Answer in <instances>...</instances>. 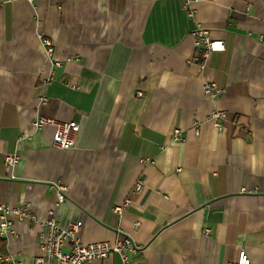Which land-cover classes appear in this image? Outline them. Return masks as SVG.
Instances as JSON below:
<instances>
[{"label":"crops","instance_id":"crops-1","mask_svg":"<svg viewBox=\"0 0 264 264\" xmlns=\"http://www.w3.org/2000/svg\"><path fill=\"white\" fill-rule=\"evenodd\" d=\"M183 1L0 0V204L79 221L83 244L129 237L131 264H225L241 249L264 264V0H197L192 17ZM195 22L225 49L202 59ZM44 39L59 61L46 86ZM208 81L224 94L207 97ZM38 115L77 122L74 146H52ZM9 218L18 237L0 236V255L31 264L44 229Z\"/></svg>","mask_w":264,"mask_h":264},{"label":"built area","instance_id":"built-area-1","mask_svg":"<svg viewBox=\"0 0 264 264\" xmlns=\"http://www.w3.org/2000/svg\"><path fill=\"white\" fill-rule=\"evenodd\" d=\"M197 0H184L183 7L186 9L188 16H193L194 9L191 3ZM194 37V46L199 50L202 59L209 57V54L223 51L225 44L222 39H212L209 37L208 31L203 28L199 22H195V27L191 33ZM45 45L46 55L50 59L51 66L46 78L42 80V85L46 86L53 77V68L59 65L58 60L52 58L53 48L48 39L43 41ZM203 67V65H200ZM203 92L209 98H214L224 94V89L216 85L215 82H206L203 85ZM39 102L46 104L47 99L44 96L39 98ZM225 111L213 110L209 117L210 121L218 128L221 126V121L225 117ZM31 126L34 129L42 127H51L52 137L51 145L62 149L71 148L75 144L76 136L79 130V125L75 121H62L60 119L38 115L31 121ZM194 135L199 133V125H192ZM173 140L179 139L178 131L176 130L171 136ZM4 162L14 166L18 162V155L8 153L4 156ZM141 183H137L135 189L140 190ZM57 201L55 205L62 203L65 200V186L58 184ZM115 207L117 213H121L122 207L127 204ZM11 214L16 215L22 220H27L43 227V231L39 234L38 246L41 253L34 256L31 264H86L90 261L101 259L113 254H117L122 264H131V253L141 249V246L132 242L129 237L117 239L114 242L97 241L83 244L80 242L81 222L75 221L68 223L65 227L60 226L54 217L47 219H38L31 214L28 204L22 201L20 204L11 207L8 203L0 204V236L18 237L12 227V222L9 218ZM139 225L134 223V227ZM66 246V250L63 247ZM235 260L227 261L225 264H251V260L247 253L241 249L236 255ZM0 264H23L21 260L14 258L13 255H0Z\"/></svg>","mask_w":264,"mask_h":264}]
</instances>
